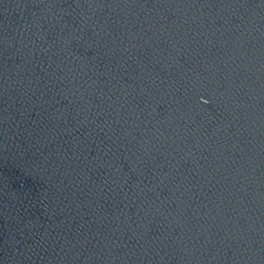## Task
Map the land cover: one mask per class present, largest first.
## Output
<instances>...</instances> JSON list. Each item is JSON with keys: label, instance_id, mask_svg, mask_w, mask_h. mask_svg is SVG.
<instances>
[{"label": "water", "instance_id": "95a60500", "mask_svg": "<svg viewBox=\"0 0 264 264\" xmlns=\"http://www.w3.org/2000/svg\"><path fill=\"white\" fill-rule=\"evenodd\" d=\"M0 264H264V0H0Z\"/></svg>", "mask_w": 264, "mask_h": 264}]
</instances>
